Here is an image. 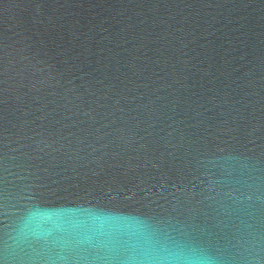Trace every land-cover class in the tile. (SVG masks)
Listing matches in <instances>:
<instances>
[{"label":"water","instance_id":"1","mask_svg":"<svg viewBox=\"0 0 264 264\" xmlns=\"http://www.w3.org/2000/svg\"><path fill=\"white\" fill-rule=\"evenodd\" d=\"M0 264H264V0H0Z\"/></svg>","mask_w":264,"mask_h":264}]
</instances>
